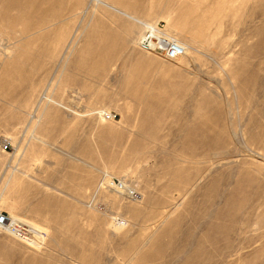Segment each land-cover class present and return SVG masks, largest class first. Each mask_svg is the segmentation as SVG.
<instances>
[{
	"label": "rangeland",
	"instance_id": "374dc122",
	"mask_svg": "<svg viewBox=\"0 0 264 264\" xmlns=\"http://www.w3.org/2000/svg\"><path fill=\"white\" fill-rule=\"evenodd\" d=\"M0 212V264H264V0H0Z\"/></svg>",
	"mask_w": 264,
	"mask_h": 264
},
{
	"label": "built area",
	"instance_id": "2783aa9c",
	"mask_svg": "<svg viewBox=\"0 0 264 264\" xmlns=\"http://www.w3.org/2000/svg\"><path fill=\"white\" fill-rule=\"evenodd\" d=\"M144 31L137 41V47L148 54L157 56L170 62H176L185 57L183 46L173 37L166 34L163 28L157 25H145ZM110 119V115H107ZM7 149V146L4 148ZM117 191L126 192L135 199L136 192L121 182L114 184ZM128 190V191H126ZM0 230L11 234L19 242L32 248H42L45 245L46 235L40 229L22 223L0 212Z\"/></svg>",
	"mask_w": 264,
	"mask_h": 264
},
{
	"label": "crops",
	"instance_id": "0c3cea01",
	"mask_svg": "<svg viewBox=\"0 0 264 264\" xmlns=\"http://www.w3.org/2000/svg\"><path fill=\"white\" fill-rule=\"evenodd\" d=\"M32 167V164H25L24 166H23V169H25V173L22 175V177L25 179L24 180V183L26 184V190H25V200H26V207H27V209H30V208H34L35 206H34V202H35V200H36V198H37V195L38 194H40V193H44L43 192V190H39V189H37V190H35L34 189V185L35 184H39V182L38 181H36L35 179H34V177H31V176H27V170H29L30 168ZM40 168V167H39ZM39 173V172H38ZM40 173H42L43 174V172H40ZM70 179H71V181H70V186H67V187H65L64 189H63V191L64 192H66V193H68V192H72L73 191V187H72V183H73V181H72V178H73V175L72 176H70L69 177ZM47 182V184H49L50 183V180H47V181H42V184H45ZM55 182H56V180L55 181H53V182H51L52 184H55ZM32 186V187H31ZM47 199L49 200V194L47 195ZM39 202H38V205L37 206H39V207H41L42 208V206H43V203H45V206H47V208L49 209V202H48V200H43L42 199V196L39 198V199H37ZM45 201V202H44ZM48 202V203H47ZM36 208V207H35Z\"/></svg>",
	"mask_w": 264,
	"mask_h": 264
},
{
	"label": "bare ground",
	"instance_id": "6f19581e",
	"mask_svg": "<svg viewBox=\"0 0 264 264\" xmlns=\"http://www.w3.org/2000/svg\"><path fill=\"white\" fill-rule=\"evenodd\" d=\"M13 1V5H14V7H16V8H19V9H21V10H23L24 9V7L26 6V5H28L29 3H30V1L31 0H19V3L17 2V0H12ZM45 1H47V0H40V2H45ZM121 1V5H126V6H129V3H130V1L131 2H133L134 1V3H138V2H142V1H144V0H129L128 2V4L126 3L125 4V2L127 1V0H120ZM141 4V3H140ZM35 9H36V12L38 11V9L35 7ZM55 16H57V14L55 13L54 14ZM140 23V22H139ZM145 25H148V26H150V25H152V24H143V27H145ZM134 31V30H133ZM133 35V34H132ZM140 37V36H139ZM138 37V38H139ZM181 45L183 46V48H185L186 49V51L188 50V48H187V46H185L184 44H182L181 43ZM33 118H35V116H34V114H33V116H32V119ZM39 119H40V117H39ZM204 143H207V141H204Z\"/></svg>",
	"mask_w": 264,
	"mask_h": 264
}]
</instances>
